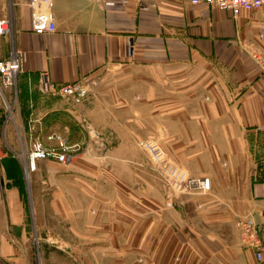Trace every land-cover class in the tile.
I'll list each match as a JSON object with an SVG mask.
<instances>
[{
  "label": "crops",
  "instance_id": "0c3cea01",
  "mask_svg": "<svg viewBox=\"0 0 264 264\" xmlns=\"http://www.w3.org/2000/svg\"><path fill=\"white\" fill-rule=\"evenodd\" d=\"M48 9L55 30L34 31L28 0H0V19L11 23L0 58L13 48L20 57L16 82L0 84V264H34L16 154L31 138L57 144L49 136L97 157L63 164L74 174L55 168L44 193L41 168L60 163L42 159L30 170L40 264H264L235 224L251 213L264 246V75L251 56L264 57V3L236 14L190 0L144 9L134 0H52ZM43 73L81 83L87 97L46 90ZM141 137L157 138L190 175L208 176L210 190L166 204L135 145ZM52 236L65 239V254Z\"/></svg>",
  "mask_w": 264,
  "mask_h": 264
},
{
  "label": "built area",
  "instance_id": "2783aa9c",
  "mask_svg": "<svg viewBox=\"0 0 264 264\" xmlns=\"http://www.w3.org/2000/svg\"><path fill=\"white\" fill-rule=\"evenodd\" d=\"M105 6L124 5L129 0H98ZM139 8H147L149 0H134ZM192 3H206L217 8L229 10L236 14L240 10H256L264 3V0H190ZM31 8V28L34 31L52 32L55 30V21L48 8L52 0H28ZM11 23L8 17L0 19V33H10ZM252 58L258 71L264 75V57L260 53H253ZM20 70V57L17 50L11 49L6 58H0L1 84L11 85ZM42 82L46 90H51L63 96L81 97L86 87L78 82L51 83L47 74H42ZM88 138H98L97 130L85 119L82 120ZM56 138L57 144L43 145L38 139H29L16 154L24 165L26 173L35 168L36 161L46 159L60 164L71 162L81 145L69 143L62 136H49ZM140 148L149 158L152 169L160 176L163 182V196L166 204H172L175 198L181 194L199 195L207 193L211 188L208 176L190 175L183 167L173 161L164 148L152 138L141 139L138 142ZM1 183V179H0ZM241 244L252 250L256 263L263 261L262 230L257 225L251 213L237 216L235 221ZM50 242H56L51 239Z\"/></svg>",
  "mask_w": 264,
  "mask_h": 264
},
{
  "label": "rangeland",
  "instance_id": "374dc122",
  "mask_svg": "<svg viewBox=\"0 0 264 264\" xmlns=\"http://www.w3.org/2000/svg\"><path fill=\"white\" fill-rule=\"evenodd\" d=\"M16 78H15V82H16ZM0 84H1V80H0ZM87 95H88V92L86 91L81 97H79L78 100H80V98H82V97L86 98ZM146 138H152V139H155V140L157 139V138H154V137H146ZM141 139H145V138L141 137V138L136 139V141H135V145L140 150H142V149L140 148L138 142ZM88 140L90 141V143L94 147H99V148L101 147L102 140L100 139V136H98V138L89 137ZM21 141H22V139H21ZM157 142H159V144H161L160 141L157 140ZM161 146H162V144H161ZM20 151H21V149H20ZM20 151L18 153H20ZM166 153L168 154L167 151H166ZM168 156L172 159V157L169 154H168ZM83 157L84 158H96L97 157V151L96 150L94 152L90 151V153H87V151H85V150L84 151H82V150L77 151V154L75 155L73 161H75L78 158L80 159V158H83ZM172 160L175 161L174 159H172ZM175 162L178 164L177 161H175ZM51 164H52L51 166L48 165V166H43L41 168L42 177H43L44 180L47 181V183H42V188L41 189H42L43 193L49 191V187L50 186H49V183H48V180H49L48 176L50 175V173H54L53 171L55 170V168H58L57 173H59V174H64V173L74 174L75 173V170H73V169H69L67 171H65V169H62V166H67V165L56 164L54 162H52ZM22 181H23V185L22 186H23V192H24V195H25V201H26L28 212H29V222H30V224L32 226V229H33L32 230V242H33V252H34V254H33V256H34V264H40L41 244H43V243H42L41 239H39V235L37 234V232L34 230V225H33L34 223H33V218H32V212H33L32 197H33V194H34V178H33L32 172L29 171L28 173H26L24 165L22 167ZM43 196H44V194H43ZM46 196H48V195H46ZM43 238H44V236H43ZM51 239L56 240V242L55 243L54 242H50ZM47 240H48V242L50 244H52L53 249L59 250L62 254H65V252L67 251V246H66L65 239H61V238H57V237H53L52 236V237L47 238Z\"/></svg>",
  "mask_w": 264,
  "mask_h": 264
}]
</instances>
